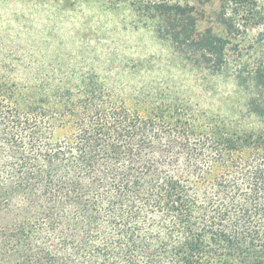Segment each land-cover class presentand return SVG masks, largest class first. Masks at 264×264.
<instances>
[{
    "label": "trees",
    "instance_id": "trees-1",
    "mask_svg": "<svg viewBox=\"0 0 264 264\" xmlns=\"http://www.w3.org/2000/svg\"><path fill=\"white\" fill-rule=\"evenodd\" d=\"M132 6L188 66L233 80L240 118L0 46V264H264V4L221 0L205 30L191 0Z\"/></svg>",
    "mask_w": 264,
    "mask_h": 264
},
{
    "label": "rangeland",
    "instance_id": "rangeland-1",
    "mask_svg": "<svg viewBox=\"0 0 264 264\" xmlns=\"http://www.w3.org/2000/svg\"><path fill=\"white\" fill-rule=\"evenodd\" d=\"M138 1L0 0V46L10 60L43 72L94 71L125 94L147 84L163 90L168 86L212 112L239 119L245 99L236 94L233 80L205 75L184 63L158 39L154 26L144 25L146 18L132 6ZM191 1L205 12L200 28L213 25L221 0ZM256 33L250 31L247 39Z\"/></svg>",
    "mask_w": 264,
    "mask_h": 264
}]
</instances>
